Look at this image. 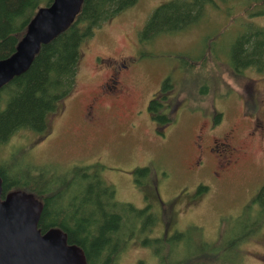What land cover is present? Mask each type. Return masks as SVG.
<instances>
[{
	"label": "rangeland",
	"instance_id": "rangeland-1",
	"mask_svg": "<svg viewBox=\"0 0 264 264\" xmlns=\"http://www.w3.org/2000/svg\"><path fill=\"white\" fill-rule=\"evenodd\" d=\"M49 1L9 0L10 16L0 7V59L13 52L20 38L15 33ZM133 1L82 0L80 8L89 18L86 28L79 31L73 20L4 85L0 125L9 136L0 138V165L8 170L16 166L21 173L39 166L49 178L72 166L96 165L115 198L136 208L153 202L132 178L135 167L146 166L148 181L157 178L165 204L151 203L156 217L152 230L135 232L112 264H158L153 252L141 246L143 237L157 239L176 231L190 236V227L199 228L208 242L239 234L252 209L248 203L264 183V0ZM172 1L170 9L157 11ZM93 26V34L82 40ZM121 61L127 66L120 76L127 95L114 98L106 88L99 93ZM167 78L173 86L165 92L166 113L174 121L160 129L146 104ZM66 94L60 111L49 117L47 136L41 137L40 124L14 131L32 128L33 120L40 122ZM97 94L101 98L91 103ZM24 109L31 118H25ZM202 122L215 124L218 139L234 128L228 149H242L238 164L217 182L186 169L197 156L193 141ZM249 131L255 136L246 138ZM202 182L207 193L196 190ZM191 245L184 241L176 253L187 257L195 249ZM238 250L237 264H264V224ZM236 255L238 251L228 250V258Z\"/></svg>",
	"mask_w": 264,
	"mask_h": 264
},
{
	"label": "trees",
	"instance_id": "trees-1",
	"mask_svg": "<svg viewBox=\"0 0 264 264\" xmlns=\"http://www.w3.org/2000/svg\"><path fill=\"white\" fill-rule=\"evenodd\" d=\"M7 2L9 0H0V7L4 8L2 12L6 14L10 11ZM213 2V0H208V3ZM168 4L159 7L157 11L165 8L170 9L173 2ZM123 8L125 7L119 8L113 16ZM7 15L10 16L11 13ZM111 17L106 19L109 20ZM156 18H158L157 15ZM154 19L153 17L151 21ZM74 20L78 23L77 29L81 31L86 28L89 18L80 8ZM150 22H147L146 26ZM94 28V26L89 28L88 34H82V40L90 37ZM23 31L24 29L17 31L16 37H21ZM79 44L78 42L76 49L77 59L80 56ZM170 85V80L166 79L161 85L160 93H156L146 106L148 116L158 127L168 126L174 121V118L166 113L167 104H165L166 97H164L165 92L169 91ZM66 96L67 94L55 100L52 109L44 113L40 122L38 119L33 120L32 128L19 127L14 131L34 130V127H39L38 124H40L41 135H47L49 117L60 111L61 100ZM21 111H24L25 118H31V113L26 109ZM219 116L220 114H217V117ZM7 131V127L0 125V138H7L9 136H7ZM24 169L21 173L16 166L8 170L0 165L1 192L20 190L31 193L42 204L37 222L39 231L42 233L50 228H59L65 234L68 243L75 244L81 249L86 264H112V261L125 248L135 232L150 231L156 222L154 213L147 212L146 209H137L131 203L117 200L113 186L98 175L96 165L72 166L68 171L56 177L51 175L50 178L47 173H44L42 167L30 165ZM148 171L150 170L147 167L134 170V177L143 178L148 174ZM248 205L252 206V209L248 219L245 220L247 224L241 228L239 234H232L227 239L220 238L217 243L204 240L201 232L196 231L200 230L199 228L190 227L192 229L190 236L186 231H176L169 236L157 239H148L145 236L141 241V246L153 252L154 256L159 259L158 264H211L212 262L237 264L240 261L239 245L246 238L254 235L264 224V183ZM258 212L261 213L259 219L256 218ZM239 217L240 215L237 218L239 219ZM196 235H199L203 240L195 239ZM190 240L192 248L195 246V249L187 253V257L178 255L176 249L180 248L179 245ZM230 249L238 251L236 259L228 258ZM194 260L198 262H192ZM135 264L147 263L138 260Z\"/></svg>",
	"mask_w": 264,
	"mask_h": 264
},
{
	"label": "water",
	"instance_id": "water-1",
	"mask_svg": "<svg viewBox=\"0 0 264 264\" xmlns=\"http://www.w3.org/2000/svg\"><path fill=\"white\" fill-rule=\"evenodd\" d=\"M82 0H50L27 23L13 52L0 59V87L24 72L43 44L64 31ZM42 209L31 193H2L0 180V264H86L81 249L68 243L59 228L40 232Z\"/></svg>",
	"mask_w": 264,
	"mask_h": 264
},
{
	"label": "flooded vegetation",
	"instance_id": "flooded-vegetation-1",
	"mask_svg": "<svg viewBox=\"0 0 264 264\" xmlns=\"http://www.w3.org/2000/svg\"><path fill=\"white\" fill-rule=\"evenodd\" d=\"M172 2L174 4V1H172ZM34 13L32 14V16L34 15ZM24 30H25V28H24ZM139 37H140V39L144 38V30H141ZM193 65H195V64L192 63L191 67H193ZM112 68H113V76L108 75V77L105 79V81H103V83L99 86V93L103 92L102 91L103 88H106L108 90V96H111L114 98H118L119 96H126L128 89L121 82L120 76L122 74H124V72H126L127 66L125 65L124 61H121L118 65H115ZM164 81L162 82V84L164 83ZM7 83L3 84L0 87V90ZM117 83H119V85H117ZM172 86L173 85L171 84L169 90L171 89ZM160 90H161V87L159 88V91L157 93H160ZM97 95H100V94H97ZM164 95H165L164 97H167L166 94H164ZM99 97L101 98V95L100 96H96V95L93 96L91 98V103L95 102L96 100H99L98 99ZM148 101H150V100H148ZM148 101H147V103H148ZM146 106H147V104H146ZM49 125H50V123H49ZM165 127H167V126H165ZM214 127H215V124H210V126L208 127L207 124H204V122H202V124L199 125L197 133L195 135V140L193 141V144H194L193 148H194V150L196 152L195 154L197 156L195 157V159L194 158L192 159L191 164H190L191 167H188L186 169H187V171H192V172L198 174L199 176H205V174H206V175L210 176L215 182H217V181H220L224 177L225 172H227L232 166H235L238 164V160L242 154V149H238V148H236V149L235 148H232V149L229 148L228 149V146H230L228 141L232 137V133L234 131V128L229 129L227 132H225L223 134L221 139H218L213 134V128ZM159 128L161 129L164 127H159ZM159 130H157L158 134H160ZM161 135L164 136L163 133H161ZM254 136H255V132L249 131L246 135V138H251ZM41 137H43V136H41ZM215 151H216V153H215ZM140 168H146V166L145 167H135L133 169V176H132L134 183L138 184V188H137L138 191L140 193H142L143 197L148 199V200L152 199L153 202H158L159 204H165L164 201L160 198V189H159V184H158L157 178H155L152 181V183H150V181H148V178H147L148 174L143 176V178H140V180L134 177V170H137ZM144 187H147V188L144 189ZM196 190H197V192L200 191V193H207L208 192L207 191L208 185H206L202 182L197 186ZM170 201L171 202L168 203L169 206L171 203L175 202V198L171 199ZM153 202H148L145 206H143L141 208H137V209H146L147 212H152V211H150V208H151V203H153ZM169 212L172 215L170 210H169Z\"/></svg>",
	"mask_w": 264,
	"mask_h": 264
}]
</instances>
